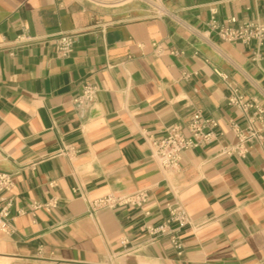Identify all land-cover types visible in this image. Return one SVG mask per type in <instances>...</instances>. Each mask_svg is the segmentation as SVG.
I'll use <instances>...</instances> for the list:
<instances>
[{
    "label": "crops",
    "instance_id": "1",
    "mask_svg": "<svg viewBox=\"0 0 264 264\" xmlns=\"http://www.w3.org/2000/svg\"><path fill=\"white\" fill-rule=\"evenodd\" d=\"M211 17L264 25V0H0V173L14 181L0 264H264V138L222 154L230 124L248 128L231 89L264 108V45L222 40ZM64 34L76 41L60 58ZM87 84L94 104H76ZM197 111L216 139L163 169L150 137ZM137 190L143 209L88 210ZM176 204L189 223L150 236Z\"/></svg>",
    "mask_w": 264,
    "mask_h": 264
},
{
    "label": "built area",
    "instance_id": "2",
    "mask_svg": "<svg viewBox=\"0 0 264 264\" xmlns=\"http://www.w3.org/2000/svg\"><path fill=\"white\" fill-rule=\"evenodd\" d=\"M209 28L226 42H241L248 44L256 41L260 46L264 45V25L257 22H238L236 17L228 20L227 25L218 24L215 17H211ZM24 36L19 40H24ZM74 34H64L56 38L55 49L58 57L67 58L74 50ZM98 88L94 84L84 86L82 94L75 100L76 104L91 106L95 102ZM227 102L230 106L240 109L248 121L247 131L242 130L236 123H231V130L234 132L238 142L234 146L226 147L222 154L231 155L237 153L245 157L249 146L252 143L263 140L264 138V108L255 102L247 100L236 88H232ZM218 127L217 120L204 117L197 111L192 114L185 128L174 126L167 130L161 137H150V144L154 158L165 170H178L182 161L183 154L190 149L203 148L216 139L215 129ZM61 154H73L70 147H65ZM14 187L12 175L0 173V231L9 233L13 230L11 208L12 201L5 197ZM148 202L146 190H137L132 193L114 195L107 194L100 198L89 201V212L93 214L100 209H115L120 207H133L143 209ZM58 205L57 200H51L46 204L35 202L32 204V210L36 211L42 208L50 211ZM169 218L159 226H147V233L156 238L170 233V225L177 224L178 228H183L189 223V216L186 209L176 204L170 206ZM22 213V212H21ZM172 244L180 247L178 240L172 237ZM127 239H122V244L126 245Z\"/></svg>",
    "mask_w": 264,
    "mask_h": 264
},
{
    "label": "bare ground",
    "instance_id": "3",
    "mask_svg": "<svg viewBox=\"0 0 264 264\" xmlns=\"http://www.w3.org/2000/svg\"><path fill=\"white\" fill-rule=\"evenodd\" d=\"M147 1V0H146Z\"/></svg>",
    "mask_w": 264,
    "mask_h": 264
}]
</instances>
